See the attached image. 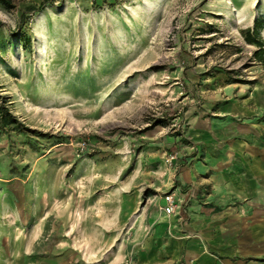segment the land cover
Listing matches in <instances>:
<instances>
[{
  "label": "rangeland",
  "instance_id": "374dc122",
  "mask_svg": "<svg viewBox=\"0 0 264 264\" xmlns=\"http://www.w3.org/2000/svg\"><path fill=\"white\" fill-rule=\"evenodd\" d=\"M10 1L0 96L18 123L0 128V264H126L204 97L264 89L242 33L257 21L264 41V0Z\"/></svg>",
  "mask_w": 264,
  "mask_h": 264
},
{
  "label": "crops",
  "instance_id": "0c3cea01",
  "mask_svg": "<svg viewBox=\"0 0 264 264\" xmlns=\"http://www.w3.org/2000/svg\"><path fill=\"white\" fill-rule=\"evenodd\" d=\"M235 94L204 97L190 115L170 185L179 209L144 207L120 262L264 264V89Z\"/></svg>",
  "mask_w": 264,
  "mask_h": 264
},
{
  "label": "trees",
  "instance_id": "16d2710c",
  "mask_svg": "<svg viewBox=\"0 0 264 264\" xmlns=\"http://www.w3.org/2000/svg\"><path fill=\"white\" fill-rule=\"evenodd\" d=\"M0 3H2L6 8L13 7L10 0H0ZM43 5H44L43 3H40L37 7H35L34 5H27L24 11H28V10L39 11L43 8ZM24 15H25V12H22L20 20L23 19ZM258 24L259 22L257 23V21H255V25L252 28V30L248 28V29L242 30V33L244 34L245 39L249 43L257 45V49L252 51V57L256 59L257 61L264 62V41L259 40L251 32V31H255L254 29H257ZM261 26L264 27V23H261ZM13 123L16 124L18 123V121L16 117L10 112L3 97L0 96V128H4Z\"/></svg>",
  "mask_w": 264,
  "mask_h": 264
},
{
  "label": "built area",
  "instance_id": "2783aa9c",
  "mask_svg": "<svg viewBox=\"0 0 264 264\" xmlns=\"http://www.w3.org/2000/svg\"><path fill=\"white\" fill-rule=\"evenodd\" d=\"M178 209H179V204L175 196L171 192L165 193L163 195V204L161 206L162 213L169 216L175 214ZM218 264H230V263L220 261Z\"/></svg>",
  "mask_w": 264,
  "mask_h": 264
}]
</instances>
